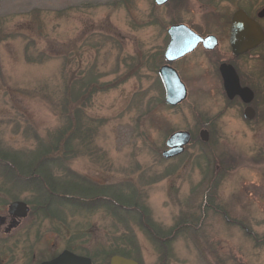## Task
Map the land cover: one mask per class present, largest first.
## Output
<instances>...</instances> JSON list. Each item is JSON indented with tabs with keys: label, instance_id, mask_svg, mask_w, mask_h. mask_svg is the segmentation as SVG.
<instances>
[{
	"label": "rangeland",
	"instance_id": "1",
	"mask_svg": "<svg viewBox=\"0 0 264 264\" xmlns=\"http://www.w3.org/2000/svg\"><path fill=\"white\" fill-rule=\"evenodd\" d=\"M201 3L0 0V151L29 161L40 144L75 124L80 133L68 154L61 144L49 156L58 160L49 166L53 175L133 195L139 206L115 215L59 197L60 219L48 218L34 211L38 190L16 181L15 166L0 160V218L7 217L0 264H41L74 240L81 247L75 253L94 264H110L116 250L140 264H264V129L251 125L250 143L235 113L217 119L224 105L209 80L193 79L187 99L170 107L159 78L168 29L198 23ZM189 62L191 69L185 61L171 65L184 83L207 66L200 53ZM90 81L97 92L74 102L72 93ZM209 120L212 140L201 143ZM179 131L195 141L182 156L163 159L166 141ZM18 170L27 173L25 164ZM16 201L30 214L6 233Z\"/></svg>",
	"mask_w": 264,
	"mask_h": 264
},
{
	"label": "flooded vegetation",
	"instance_id": "2",
	"mask_svg": "<svg viewBox=\"0 0 264 264\" xmlns=\"http://www.w3.org/2000/svg\"><path fill=\"white\" fill-rule=\"evenodd\" d=\"M170 1L172 0H169L165 5ZM202 1L203 3L199 5L201 8L199 24L196 22L197 20L190 19L186 23H175L170 28L184 25L203 39L212 38V42L207 44L208 47L199 44L193 52L175 63L185 61L187 67L191 69L192 66L190 62L188 63L190 58L197 53L203 55V59L206 61L204 66L207 65L206 69L204 68L202 71L201 68V73L198 74L197 72L189 73L185 83L181 79L186 86L187 97L188 89L196 86L193 79H198L199 82L209 80L210 86L215 87L219 92L224 105L217 119L223 118V114L229 113V111L235 113L240 122L248 128L251 143V125L254 127L256 125L259 132L264 129V0H228L231 2L230 4H217L216 0ZM156 6L158 5L156 4ZM240 12L242 14L238 16L237 29L234 30V19ZM169 38L171 41L170 36ZM233 38L239 43H250L251 45L243 46L242 50L236 52L232 45ZM257 41L261 42L257 46H252ZM195 64L197 67L202 66L201 63ZM173 68L178 72L175 67ZM229 88L232 94L228 93L227 89ZM211 122L209 120L208 128L199 131L198 139L201 143H204L200 139L201 131L208 132L209 141L207 143L212 140L214 131L210 129ZM192 137V142H194L193 134ZM11 222L12 219L9 225ZM6 224L7 220L4 225ZM66 250L76 254L73 250Z\"/></svg>",
	"mask_w": 264,
	"mask_h": 264
},
{
	"label": "trees",
	"instance_id": "3",
	"mask_svg": "<svg viewBox=\"0 0 264 264\" xmlns=\"http://www.w3.org/2000/svg\"><path fill=\"white\" fill-rule=\"evenodd\" d=\"M93 81L84 83L82 88L83 91L72 93V100L74 102H80L81 100L86 102L92 94L96 93L97 89L91 90ZM80 116L81 111L79 110L73 117L79 119ZM72 125L74 126L72 127ZM79 133V126L70 123L63 131L57 134L52 144H40L36 155H33L29 161H24L18 156H10L0 151L1 162H10L15 166L16 170L10 168L13 170H10V172L14 175V179L16 181L27 183L38 190L39 199L35 201L34 211H41L40 213H43L42 215L48 218L60 219V210L58 211L57 208H54V205L57 204L58 199H60L59 197L69 200L74 206L79 205L88 210L104 206L115 215L123 212L133 213L137 208L139 209L138 202L134 200L133 195H121L122 193L118 190L116 191L111 188L109 189L104 186H99L88 179L81 178L74 174L63 180H59L53 175L49 166L58 163V160L49 158V156L59 152L62 148L61 144H63V147L67 152L65 155H67L69 147H71L72 142L75 139H78ZM23 164H25L27 173L18 170V166L21 167ZM108 198L109 202L106 200ZM142 212L145 213L147 211L143 209ZM73 234L74 238L80 236V233L73 232ZM75 241L76 240L73 242L71 241V243L67 245V248L73 251H79L81 247L76 246L74 243ZM115 253L122 256H128L130 254L119 250H116Z\"/></svg>",
	"mask_w": 264,
	"mask_h": 264
},
{
	"label": "water",
	"instance_id": "4",
	"mask_svg": "<svg viewBox=\"0 0 264 264\" xmlns=\"http://www.w3.org/2000/svg\"><path fill=\"white\" fill-rule=\"evenodd\" d=\"M169 0H156L158 6L165 5ZM241 12L236 14L234 19V30L237 29L238 16ZM168 34L171 37V41L165 51V59L167 65H164L159 70V76L165 89V102L170 107H177L187 99V89L182 82L178 72L170 65L195 50L199 44H203L208 47V43L212 42V38L203 39L196 35L189 28L184 25L172 26L168 30ZM261 41H257V46ZM232 45L234 50H242V47L251 45L250 43L242 44L232 39ZM229 94H232L231 89H227ZM192 134L187 131H179L173 133L166 141V150L162 153V157L165 160L173 159L183 155L187 146L192 141ZM200 139L202 142L207 143L209 141V134L207 131H201ZM8 214L12 219L11 224L6 230V233H10L11 230L17 228L20 225L21 220L26 219L30 214V207L27 203L22 201H16L9 206ZM6 218H0V224L4 225ZM41 264H93V261L89 257L79 256L71 251L65 250L56 258L45 261ZM110 264H140L132 259L115 255L111 257Z\"/></svg>",
	"mask_w": 264,
	"mask_h": 264
}]
</instances>
